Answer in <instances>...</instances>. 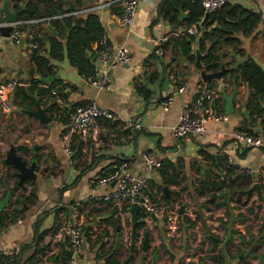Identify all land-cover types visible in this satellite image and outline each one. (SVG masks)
<instances>
[{"label":"crops","instance_id":"crops-1","mask_svg":"<svg viewBox=\"0 0 264 264\" xmlns=\"http://www.w3.org/2000/svg\"><path fill=\"white\" fill-rule=\"evenodd\" d=\"M66 1L74 3L76 8L74 0ZM79 1L82 2L81 6H85L111 0ZM160 2L161 0H138L130 25H123L117 19L119 12L117 13L115 9L121 5L119 2L102 5L94 12L99 16L108 39L114 45L128 48L131 55L127 63L116 64L109 69L110 86L107 89H99L91 84L87 77L78 73L68 58L51 60L53 65L51 74H58L52 81L62 79L67 83L62 89L63 97L56 99L62 107L67 108L74 102L94 101L115 114V118L111 119L100 117L94 128L73 136L71 145L73 143L81 145L82 155L79 159H72V149L70 153L65 149L67 117L66 121H63L50 116L48 104L39 101L41 96L36 92L32 94L35 102L32 104L28 103L29 101L23 102L21 106H16L13 93L16 85L27 87L28 80L39 75L36 74L30 59L33 48H30L24 39L18 43H11L2 36L0 82L14 79L17 84L12 89L3 91L0 97V133L6 138V144L8 143L7 147L3 146V140L0 138V199L9 191V197L3 206L5 208L14 198L9 188L16 182L25 186V194L32 188L36 194L33 201L21 202L17 207V216L12 217V221L4 227H0V253H13L16 264H38L48 258L49 264H58L64 260L67 256L64 250L67 254L69 252L65 226L74 221H82L84 227L89 226L87 235H84V251L79 257V264H102L103 259L97 257L100 251L108 254L112 252V257L118 259L120 264L119 257L127 250L131 252L133 243L138 248L137 243H141L144 232L141 234L143 227L137 229L139 236L136 237L137 240L132 239L131 227L128 229L125 225L127 218L130 219V205L126 209L123 208V199L103 203L95 202L93 199L94 196L112 188L113 183L97 185L94 180L112 167L117 158L127 161L135 175L146 174L149 178L148 186L150 180L159 181V176L154 168L145 167L142 158L144 151L152 152L160 160L168 159L174 163H181L184 172L183 182L187 189L191 190V182L196 181L200 173L194 169L195 165L200 163L204 167L205 163L198 154L199 145H209L208 149L212 151L222 149L234 164L252 168L255 177L264 174V150L260 147L242 146L231 137V133L240 125L245 115L244 102L249 93L245 84L235 88L226 84L223 75L220 79H214L212 87L219 88L218 106L225 105L223 94L234 92L233 110L226 113L225 109L220 111L218 107L219 114L227 117L208 120L200 137L173 136L172 126L184 101L200 88L209 85L201 79L199 69L193 65L195 49L199 50L196 43L191 45L193 60L190 56H183L180 49L173 46V41L163 48L160 46L163 49L161 55L155 52L158 45L164 44L171 34L174 35L182 29L181 18L186 13L185 10H181L177 22L172 23L159 13ZM227 2L241 4L259 12L261 21L252 34L238 33L239 52L234 53V48L227 46L224 48L226 52L224 60L228 61L233 57L231 65L235 66L238 62L251 57L264 68V0ZM1 3L2 0L0 5ZM11 3L10 0V8L13 10L15 7ZM19 5V7L24 5L23 1H20ZM0 15L3 17L1 11ZM81 15L83 14L76 16ZM176 23L177 28L174 27ZM49 32L52 34L50 30ZM44 42V46H47L46 38ZM93 47L95 48V43ZM92 55L90 53V56ZM94 55L93 61L99 70L101 66L97 62L96 53ZM151 71L156 73L152 79L149 78ZM138 83L150 89L148 100H145L136 89ZM180 85L184 86L183 90L176 92L172 103L164 109L161 100ZM16 101L18 103L19 98H16ZM36 102L47 106L46 115L51 117L48 122H43L27 112L36 107ZM127 122L138 126H127ZM256 130H260L259 126ZM5 133L8 136H5ZM10 151H14V154L27 165L34 163L36 174L34 178L20 177V170L11 161H6ZM170 187L177 188L174 185ZM161 190L165 192L163 186ZM153 191H156L155 186ZM160 193L156 196L160 197ZM74 205L77 215L74 214ZM117 216L120 218L119 223L115 221ZM160 221L167 220H164V216H153L151 221L146 223L156 225ZM145 231L149 234L148 249L150 245L161 243L163 235L161 230L159 238L154 241H151L152 231ZM40 232L44 233L43 239L37 240V233ZM102 242L104 244L100 249Z\"/></svg>","mask_w":264,"mask_h":264},{"label":"trees","instance_id":"trees-1","mask_svg":"<svg viewBox=\"0 0 264 264\" xmlns=\"http://www.w3.org/2000/svg\"><path fill=\"white\" fill-rule=\"evenodd\" d=\"M11 1L12 6L15 8L20 6V1H23L24 8L17 17L21 20L41 17L47 18L57 14V11L63 14L71 10L68 8L66 0ZM74 2L76 3V8L81 7V1L74 0ZM115 10L118 13L120 6ZM181 10L186 11L185 15L181 18L182 29L174 35L171 34L167 41L160 46L163 48L167 43L173 41V46H177L183 56H190L191 60H193L194 55L191 52V45L192 43H196L199 51L203 53L202 63L206 70H218L223 65L226 68L223 74L226 79V84H230L235 88L241 84H245L249 89L248 96L244 102L245 115L236 130L257 135L263 133L264 68L251 57H247L243 61L238 62L235 66L231 65L233 57H231V60H224L226 56L224 48L231 46L234 48V53L239 52L238 45L240 44V39L238 33L241 32L243 35L252 34L257 24L261 21L260 13L250 10L241 4H230L227 1L219 9L208 12L203 11V8L197 0H161L158 5L159 13L172 23L177 22ZM1 20H3L2 15H0ZM47 23H50L54 27L56 31L55 35L50 34L46 26ZM192 24L197 25L196 33H182V31ZM18 29L26 32L32 31L34 33L32 39L37 41L38 45L32 49L30 59L37 75L46 76L53 73L51 60H59L64 57L68 58L69 62L75 66L80 75L88 77L95 74V63L91 59V56L88 55V52L91 54L96 53L93 45L104 31L99 16L96 13L87 12L81 16L68 14L47 18L43 21L24 22L18 26ZM44 38L48 42L47 46H44ZM155 76V71H151L149 78L152 79ZM28 81L29 85L27 87L22 85H16L15 87L13 93L16 106H21L23 102L29 101L28 103L31 104L35 102L36 100H34L32 94L36 92L42 97L38 100L42 101L43 104H48L50 116L58 117L60 120L66 121V117L68 118L69 111L74 105L86 103L84 101L74 102L67 108L62 107L56 100L57 98L63 97L62 89L67 84L62 79H57V81H52L48 84L47 82L38 81L37 76H32ZM54 83H57V85ZM43 84L48 86L45 87ZM136 89L142 94L145 100H148L150 96L149 88L142 83H138L136 84ZM16 98H19L18 103H16ZM215 107L218 113L224 111L222 105L219 104L218 106L217 100ZM218 107H220V111ZM257 126L260 128L259 131L256 130ZM208 147L209 145H199L198 147V154L205 163L203 164L204 167L200 163L194 167L201 175L197 177L196 181L191 182L190 187L192 190L194 189L199 195H204L209 192L211 199H218V203L224 206V214H226V206L229 207V201L233 199L236 192L243 193L247 199L251 198L252 191L250 187L254 181L259 182L260 188L264 192V178L261 175L255 177L253 173H248L240 169L236 164L229 162L225 154H217L215 151L208 149ZM260 148L264 150V147ZM71 149V158L79 159L82 155L81 145L79 143H73ZM122 161L125 160L117 158L115 164L100 175L112 170L115 165ZM154 169L159 176V181H149L150 184L148 187L151 197L154 199L156 198V194L161 192L160 197L167 204L173 203L175 198L180 196V192L170 186H180L181 189H187L186 184L184 186L182 185L184 179L183 165L166 159L162 160ZM15 176H17V173H15ZM154 186L156 188L155 192L153 191ZM161 186L168 188L169 196H166L165 192L161 190ZM9 189L10 194L14 198L9 201L5 208L0 209V227H4L8 222L12 221V217L17 216V207L21 202L33 201L36 195L33 188L25 194L26 189L22 183L18 184L16 182ZM122 206L126 209L129 203H126L124 200ZM184 212L178 214L179 222L185 227L182 228L183 233L188 228L194 227L200 218V214L197 211L196 213L194 211L196 215L194 218ZM227 213L229 216L232 214L229 209H227ZM142 216L141 211H138V222L132 235L133 240L139 236L137 229L145 225ZM115 221L117 223L120 222L119 216L116 217ZM126 222L129 223L130 219L127 218ZM220 223L224 226L226 225V221L223 218H220ZM43 234L42 232L37 233V240H42ZM208 238L213 246H218L221 243V240L215 234H209ZM103 244L104 242L100 244V249L103 247ZM130 250L131 252L137 251L135 243H133ZM64 252L67 255V251L64 250ZM97 257L103 259L102 264H119V260L112 257V252L108 254V252L100 251ZM0 264H16L15 255L13 253H0Z\"/></svg>","mask_w":264,"mask_h":264},{"label":"built area","instance_id":"built-area-1","mask_svg":"<svg viewBox=\"0 0 264 264\" xmlns=\"http://www.w3.org/2000/svg\"><path fill=\"white\" fill-rule=\"evenodd\" d=\"M199 1L204 12L212 11L222 7L227 0H197ZM119 2L120 11L117 19L119 23L123 25H130L133 16L137 9L138 0H111L104 3H93L78 8H74L66 13H57L53 17H59L63 15L73 14L80 15L87 12H95L102 5H110ZM47 18H35L21 20L16 18L10 24L13 25V29L7 37H4L11 43H18L21 39H24L30 48H35L38 43L32 39L34 33L32 31L26 32L18 29V26L24 22H37L43 21ZM9 24L4 19L0 21L1 25ZM196 33L197 25L192 24L188 26L182 33ZM2 36H0V49ZM96 59L101 68L95 66V74L90 75L87 79L91 84L99 89H107L110 86L109 69L116 65L127 63L131 57L128 48L122 45H114L109 39L105 31L99 36L95 42ZM155 52L158 55L163 53V49L158 45L155 48ZM17 84V81L12 79L6 82H0V97L2 92L12 89ZM183 85L177 86L173 93L166 95L161 100V105L164 109H167L174 99L176 92L182 91ZM219 96V88L204 86L196 91L192 97L184 101L181 110L178 114L177 120L172 126V134L176 138L182 136H196L200 137L205 131L206 122L210 119L220 120L226 118L224 114H219L216 111L215 102ZM100 117L115 118V114L109 109L97 104L94 101L86 102L84 104H76L70 109L68 114V123L65 132V149L67 152H71V140L73 136L84 133L89 129L94 128L97 125V120ZM127 126H138L132 122H127ZM231 137L239 144L245 147H264V132L260 134L246 133L240 130H234L231 133ZM217 154H225L222 149L215 150ZM226 155V154H225ZM227 160L234 164L232 159L226 155ZM143 163L147 169L157 167L162 160L156 158V156L150 151H144L142 153ZM238 166V165H237ZM240 169L253 173L254 170L249 167H240ZM148 176L146 174L137 176L135 175L127 161H122L115 165L112 170L107 171L103 175L96 177L95 184L103 185L107 183H113L112 188L104 193L94 196L95 202H107L110 200L123 199L129 205L133 202H137L140 206L142 213V219L145 222L151 221L153 216L163 217L166 216V220L171 218L173 211L168 210L166 201L157 197L152 198L150 190L148 189ZM74 214L77 215L76 206H73ZM84 223L82 221H74L65 226V234L67 238L68 254L64 260L58 264H79V257L84 251ZM49 258L42 263L49 264Z\"/></svg>","mask_w":264,"mask_h":264},{"label":"rangeland","instance_id":"rangeland-1","mask_svg":"<svg viewBox=\"0 0 264 264\" xmlns=\"http://www.w3.org/2000/svg\"><path fill=\"white\" fill-rule=\"evenodd\" d=\"M5 136L8 135L5 133ZM0 138L2 145L7 147L2 133ZM182 185H185L183 181ZM175 189L179 190L180 196L167 204V209L173 211L171 218L156 225L145 222L141 229V234L145 230L152 231L151 241L159 238L161 230V243L150 245L146 252L141 243H137V251L127 250L119 257L120 264H264V192L262 200L251 187L249 199L236 192L224 214V206L218 203V199H211L209 192L199 195L192 188L177 186ZM227 209L232 213L230 216ZM180 210L193 218L196 217L194 211L200 214L196 225L185 233L182 232L185 227L178 219ZM220 218L226 221L225 226L220 223ZM125 225L129 229L131 221ZM211 233L221 240L218 246L211 244L208 238Z\"/></svg>","mask_w":264,"mask_h":264},{"label":"water","instance_id":"water-1","mask_svg":"<svg viewBox=\"0 0 264 264\" xmlns=\"http://www.w3.org/2000/svg\"><path fill=\"white\" fill-rule=\"evenodd\" d=\"M66 2L68 4L69 9H71V10L74 9V7H75L74 3L70 2V1H66ZM23 6L24 5H22L19 8H14L12 10L10 8V0H2V3L0 5V11L3 13L4 20L6 22H8L9 24L0 26V35L1 36L7 37L10 34V32L13 29V25H11L10 23L13 22L17 18L18 14L21 11ZM57 13H60V11H57ZM46 26L52 32V34L56 33L54 27L51 26L50 23H47ZM174 27L177 28V23L174 25ZM88 55H90V52H88ZM202 55H203V53H201L198 49H195V60L193 62V65L197 69H199V75H200L201 79L210 86V85H212V82L214 79H220L222 77V75L226 71V68L222 65L220 67V69H218V70H214V71L206 70L203 63H202ZM91 59L92 60L95 59L94 54L91 56ZM55 77H58V74H48L46 76L39 75L37 77V80L38 81H46V82L51 83ZM233 95H234V92H232L230 94H225V95L223 94V97L225 99L224 109H225L226 113H230L233 110V106H232ZM46 108H47V106H43L39 102H36V107L33 109L27 110V112L38 117L43 122H48L51 119V117L46 115ZM6 161L7 162L11 161L20 170V177H22V178H25V177L34 178L35 177L36 174L34 172V163L27 165L24 160L20 159V157H18L17 155L14 154V151L9 152V155H8ZM163 189L165 190L166 195L169 196L167 187L163 186ZM251 189L256 190V192L258 194V198L260 200L263 199L262 190L260 188V184L258 181H254L252 183ZM8 197H9V191L6 192V195L0 199V209L3 208ZM139 209H140V206L137 202H133L129 206L130 220H131V233L132 234L134 233L136 224L138 222V210ZM181 211L182 210H180V212ZM164 220H166V216H164ZM88 230H89V226L87 225L84 229V235L85 236L87 235ZM141 245H142L143 250L148 249V247H149L148 231H144L143 238L141 240Z\"/></svg>","mask_w":264,"mask_h":264}]
</instances>
